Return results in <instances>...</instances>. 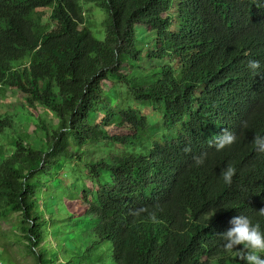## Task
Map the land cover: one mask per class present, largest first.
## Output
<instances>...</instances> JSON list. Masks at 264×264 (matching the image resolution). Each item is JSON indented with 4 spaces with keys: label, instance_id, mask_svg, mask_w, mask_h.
I'll use <instances>...</instances> for the list:
<instances>
[{
    "label": "trees",
    "instance_id": "trees-1",
    "mask_svg": "<svg viewBox=\"0 0 264 264\" xmlns=\"http://www.w3.org/2000/svg\"><path fill=\"white\" fill-rule=\"evenodd\" d=\"M12 90L23 102L0 106V264H18L2 224L15 214L37 264H243L221 234L240 214L264 229V0H0V99ZM146 106L168 135L149 133ZM225 129L237 141L217 151ZM138 143L148 155L86 149ZM68 170L81 185L54 188Z\"/></svg>",
    "mask_w": 264,
    "mask_h": 264
},
{
    "label": "rangeland",
    "instance_id": "rangeland-1",
    "mask_svg": "<svg viewBox=\"0 0 264 264\" xmlns=\"http://www.w3.org/2000/svg\"><path fill=\"white\" fill-rule=\"evenodd\" d=\"M179 27V24L177 25ZM177 27V30H178ZM100 30V28H96V31ZM149 36L147 32L144 29H138V41L144 45V50L154 52L156 50V37L152 35L153 37H147ZM100 38L103 37V34L101 33L99 35ZM148 62V66L152 67L154 65H159L161 62L149 60L146 59ZM119 94L118 96L121 97L120 101L125 102L126 105L128 104L126 101L128 100V97L123 94L120 89L118 90ZM23 102V94L18 91H8L5 95L4 99H0V106L2 107L3 111H10L14 110L18 104ZM130 103V102H129ZM147 109L150 110L151 114V124H150V132H160L162 135H168V132L164 129V124L162 120V116L159 112H153L152 108L150 106H146ZM51 119V117H49ZM129 129V128H126ZM33 131V127H31L30 132ZM127 132V131H125ZM147 146V147H146ZM145 147L141 144H133L131 147H128L126 150L121 148L120 146H114L112 144L110 145H104L101 148L96 146H87L86 149H88L89 156L98 158V156L101 155V153H105L104 157L107 158L109 161L113 159H117L118 157H122L124 155H148L149 154V145L147 144ZM120 149V150H119ZM80 165L82 167L83 164L79 163L78 161L72 162L70 165L71 167ZM67 173V174H66ZM63 177H58L55 179V181H51V184L54 186V188L58 189L62 183H64L69 189H73V183H77L81 185L82 178L77 175V173L68 170L67 172H64ZM68 175V176H67ZM89 185V182L86 183ZM54 202H50L49 205L51 206L50 210L52 212H57V206L52 205ZM87 206V205H86ZM46 218H49V215L45 216ZM21 220L22 216L21 214H15L12 215L8 220H3V226L6 230L15 231V234L18 235L19 238H12L9 239V245L11 247V250L15 253L18 264H37L34 256L28 252L27 249V240L24 239V231L21 230ZM44 244L48 247H55L56 241L53 237H48ZM69 246V245H68ZM59 263H61V260H59ZM212 264H216L215 262H212Z\"/></svg>",
    "mask_w": 264,
    "mask_h": 264
},
{
    "label": "clouds",
    "instance_id": "clouds-1",
    "mask_svg": "<svg viewBox=\"0 0 264 264\" xmlns=\"http://www.w3.org/2000/svg\"><path fill=\"white\" fill-rule=\"evenodd\" d=\"M248 67L250 69H259V61H249ZM237 141V136L224 130L223 134L217 136L215 141V148L217 151L223 150L225 147L234 144ZM254 146L258 152H264V136L256 135L253 140ZM205 157H197L195 164L200 166L204 163ZM236 174V169L228 165L221 170V178L227 185L233 183V177ZM261 215H264V210L260 211ZM155 220V215L152 216ZM231 227L223 234H221L224 244L223 249L227 253H232L236 250L239 254L240 261L243 264H264V229L261 228L260 223H253L252 219L240 214L234 217L230 221ZM243 245L242 249H238L237 246Z\"/></svg>",
    "mask_w": 264,
    "mask_h": 264
}]
</instances>
